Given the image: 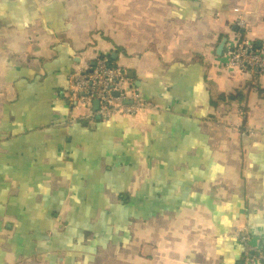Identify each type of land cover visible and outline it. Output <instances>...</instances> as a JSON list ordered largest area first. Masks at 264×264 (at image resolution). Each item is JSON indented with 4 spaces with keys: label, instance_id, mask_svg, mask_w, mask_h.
<instances>
[{
    "label": "crops",
    "instance_id": "1",
    "mask_svg": "<svg viewBox=\"0 0 264 264\" xmlns=\"http://www.w3.org/2000/svg\"><path fill=\"white\" fill-rule=\"evenodd\" d=\"M241 30L264 48V0H0V264H247L264 74L219 53ZM114 46L152 108L83 120L71 72Z\"/></svg>",
    "mask_w": 264,
    "mask_h": 264
},
{
    "label": "built area",
    "instance_id": "2",
    "mask_svg": "<svg viewBox=\"0 0 264 264\" xmlns=\"http://www.w3.org/2000/svg\"><path fill=\"white\" fill-rule=\"evenodd\" d=\"M237 25L245 29L247 24L241 17ZM245 30L231 36L224 63L228 69L247 70L254 76L264 74V48H258L246 35ZM72 103L76 107L89 108V115L83 120L112 121L122 116H136L142 110L152 108L151 104L136 89L134 80L122 66L113 65L109 57L100 56L93 64L78 65L70 75ZM95 102L99 110L94 111ZM82 121V120H81ZM244 248L247 264H264V246L254 242L247 229L237 232Z\"/></svg>",
    "mask_w": 264,
    "mask_h": 264
},
{
    "label": "trees",
    "instance_id": "3",
    "mask_svg": "<svg viewBox=\"0 0 264 264\" xmlns=\"http://www.w3.org/2000/svg\"><path fill=\"white\" fill-rule=\"evenodd\" d=\"M108 4V3H107ZM237 17V16H236ZM231 33V32H230ZM103 34H105V33H103ZM232 36V35H231ZM103 39H104V41L106 42V40H109L110 41V39L106 36V37H103ZM257 46V45H256ZM115 47V49H113L112 48V50H111V52L110 53H107V54H105V53H103V52H98V53H96L95 54V56L93 57V61L91 62H89L91 65L93 64V62L95 61V59L97 58V57H100V56H107V57H109V59L111 60V62H112V64L113 65H117V66H120V65H118V62H117V60H114V58H113V56H112V54L111 53H113V52H116V53H120V51H121V48H119L118 46H114ZM92 48H93V45H92ZM225 52V51H224ZM224 52H223V58H224ZM86 62V61H85ZM78 66V65H77ZM246 72H248L247 70H245ZM137 87V86H136ZM138 88V87H137ZM245 94L243 93V92H240L239 94H237V95H234V96H230L229 97V103H234V102H238L239 104H242L243 102H244V100H245ZM248 108L246 107V108H244L243 107V111H245L246 112V110H247Z\"/></svg>",
    "mask_w": 264,
    "mask_h": 264
},
{
    "label": "water",
    "instance_id": "4",
    "mask_svg": "<svg viewBox=\"0 0 264 264\" xmlns=\"http://www.w3.org/2000/svg\"><path fill=\"white\" fill-rule=\"evenodd\" d=\"M247 22H248L249 24H253V20L250 19V18H247ZM235 30H237V29H235ZM225 45H226V42L224 41V42L222 43L220 49H219V53H220L221 55H222V52H223V50H224V48H225ZM113 58H114V60H116V56L113 57ZM129 78L132 79V80H135V74H134V72H130V73H129ZM137 86L139 87L140 84L137 83ZM98 110H99V103H98V102H95V108H94V111L97 112ZM96 120H97V121H101V118L98 116ZM85 126L90 127L92 130H94V129L96 128V124H95V123H94V124H91V125H89V124L86 123ZM151 251H152L151 247H146V250H145V254H146V256H150Z\"/></svg>",
    "mask_w": 264,
    "mask_h": 264
},
{
    "label": "rangeland",
    "instance_id": "5",
    "mask_svg": "<svg viewBox=\"0 0 264 264\" xmlns=\"http://www.w3.org/2000/svg\"><path fill=\"white\" fill-rule=\"evenodd\" d=\"M105 34H107V33L105 32Z\"/></svg>",
    "mask_w": 264,
    "mask_h": 264
}]
</instances>
